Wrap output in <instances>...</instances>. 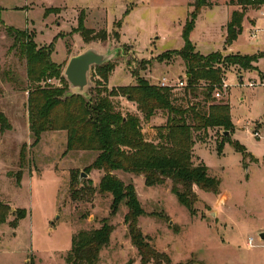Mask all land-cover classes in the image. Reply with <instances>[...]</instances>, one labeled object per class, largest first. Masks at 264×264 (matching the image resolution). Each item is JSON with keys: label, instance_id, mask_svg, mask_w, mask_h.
Listing matches in <instances>:
<instances>
[{"label": "rangeland", "instance_id": "obj_1", "mask_svg": "<svg viewBox=\"0 0 264 264\" xmlns=\"http://www.w3.org/2000/svg\"><path fill=\"white\" fill-rule=\"evenodd\" d=\"M188 2L0 0V110L9 122L4 129L0 124V199L12 209L7 222L0 224V264H24L30 258L40 264H67L65 257L73 235L101 227L106 220L115 230L96 264H140L124 220L128 208L122 204L113 215V196L97 189L103 171L92 170L83 176L79 195L71 190L73 175L84 172L97 152L66 151L67 133L63 130L44 132L40 142L32 145L26 60L7 28L26 31L39 46L53 43L51 58L64 71L70 58L88 47L114 51L109 61L117 65L107 80L110 88L134 84L133 71H138L152 83L166 78L182 90L184 86L177 84L186 80L187 70L175 50L185 44L183 30L193 9ZM213 2L199 14L190 36L203 54L213 52L222 40L221 33L226 34L227 16L239 8L230 0ZM80 14L85 15L87 28L105 30L108 38L84 41L76 29ZM245 16L246 24L237 37L240 51L236 53L264 51V4L249 7ZM115 21H121L119 40L113 34ZM256 28L257 36L252 37ZM223 40L225 43V37ZM255 65L254 69L224 66L227 87L220 97H214L231 106L232 141L242 143L258 162L250 156L244 158L232 141H225L219 149L225 139L223 129L211 128L194 149L209 175L219 181L218 193L197 188L199 200L194 214L172 193L170 180L147 186L143 175L116 172L125 182L134 183L145 211L139 225L151 245L168 255L172 264H264V240L259 232L264 228V57ZM97 79L100 76L91 68L86 93ZM51 82L60 85L58 79ZM69 90L72 92L70 82ZM165 122L166 115L160 114L144 123L146 136L153 139L155 126ZM19 170L23 172L20 185L16 178ZM19 208H26L27 216L12 228L10 222Z\"/></svg>", "mask_w": 264, "mask_h": 264}, {"label": "trees", "instance_id": "obj_2", "mask_svg": "<svg viewBox=\"0 0 264 264\" xmlns=\"http://www.w3.org/2000/svg\"><path fill=\"white\" fill-rule=\"evenodd\" d=\"M213 0H189L193 9L186 20L183 37L185 44L175 50L186 67V85L182 90L150 82L133 71L134 84L108 87L107 80L113 72L115 62L107 61L95 65L100 79L95 81L89 93L70 92L68 79L60 64L52 60L53 43L39 46L34 36L13 27L7 28L14 38V45L26 60L28 78L29 128L33 137L32 145H37L44 132L63 130L67 133L66 151H94L96 158L85 167V173L92 170L103 171L98 184L101 193L113 196L111 213L118 212L125 204L128 208L124 220L132 244L137 248L140 264H172L168 255L159 252L151 245L139 225V218L145 211L138 198L134 183L125 182L116 172L143 175L147 186L171 181V191L178 201L191 213L199 200L197 188L218 193L219 181L209 175L208 167L195 154V145L207 138L211 128L223 129L224 141H232L230 134L234 124L229 102L218 101L214 97L217 90H225L223 80L224 66H239L243 69L256 68L255 62L264 57V51L254 54L228 53L217 50L203 54L197 50L190 36L199 14L205 7L213 6ZM239 8L234 9L226 26L225 45H231L242 31L243 21L249 7H258L264 0H230ZM85 15L80 14L77 31L83 40H106L107 31L94 32L85 26ZM115 39L121 37V21H115ZM58 79L60 85L48 81ZM44 82V83H43ZM132 104L135 108L125 107ZM160 114L166 115V122L157 125L155 137L148 138L143 124L149 123ZM0 124L7 128L9 122L0 110ZM234 147L244 158L253 155L238 140L232 141ZM82 173V172H81ZM81 173L73 175L71 190L79 195ZM22 170L17 172L18 185L21 184ZM81 190V189H80ZM12 211L9 203L0 199V224L6 223ZM10 222L17 228L20 220L27 216L26 208L15 211ZM115 226L107 220L101 227L81 230L73 235L72 246L65 257L67 264H96L100 252L109 245ZM24 264H40L30 258Z\"/></svg>", "mask_w": 264, "mask_h": 264}, {"label": "water", "instance_id": "obj_3", "mask_svg": "<svg viewBox=\"0 0 264 264\" xmlns=\"http://www.w3.org/2000/svg\"><path fill=\"white\" fill-rule=\"evenodd\" d=\"M115 55L114 51L107 50L101 52L96 47H88L82 52L72 56L65 68L64 75L70 82V87L73 93L85 94L86 86L89 83L88 73L95 65H101ZM186 77L189 75L186 74ZM226 136L230 134L229 131L224 132ZM88 174L82 172L80 178L86 177ZM260 237L264 240V232L260 233Z\"/></svg>", "mask_w": 264, "mask_h": 264}, {"label": "crops", "instance_id": "obj_4", "mask_svg": "<svg viewBox=\"0 0 264 264\" xmlns=\"http://www.w3.org/2000/svg\"><path fill=\"white\" fill-rule=\"evenodd\" d=\"M236 9H237V8H236ZM204 11H206V10H204ZM204 11H202V13H201L200 15H202V14L204 13ZM231 14H232V12L227 16V19H226L224 25H227V23H228L229 20L231 19ZM246 18H247V16H245V18H244V21H243V25H242V27H244V25L246 24ZM255 20H256V18H254V23H255ZM251 24H253V23H251V22L249 21V25H251ZM224 25H223V26H224ZM242 29H243V28H242ZM257 30H258V28L253 29L252 33L255 32L256 34L253 36L252 33H251V36H252V37L257 36ZM224 37H225V34L222 32V33H221V39H222V40H220L218 44H215V47H214L213 51L222 50V49H223V50H226L227 52H230V53H236V52H239V51H240V49H239V44L237 43V42H238V41H237L238 38H237L236 40H234V42H233L231 45L226 46L225 43H224V40H223ZM197 48H198V47H197ZM259 49H261V48H259ZM198 50H199V49H198ZM231 114H232V113H231ZM257 158H258V157H257ZM259 232L263 233V232H264V228H260V229H259Z\"/></svg>", "mask_w": 264, "mask_h": 264}, {"label": "built area", "instance_id": "obj_5", "mask_svg": "<svg viewBox=\"0 0 264 264\" xmlns=\"http://www.w3.org/2000/svg\"><path fill=\"white\" fill-rule=\"evenodd\" d=\"M256 33L255 32H253L252 33V35L254 36ZM167 79L166 78H163V80H162V82H160V84L161 85H166V86H173V84H170V83H168V81H166ZM49 81H51V79H49ZM177 85H179V86H185L186 85V80H180L179 82H178V84ZM251 85H254L253 83H251ZM223 87L226 89V87H227V83H225V79L223 80ZM221 91L220 90H217V91H215V95L217 96V97H220L221 96ZM255 135H257V136H259V133L256 131L255 132ZM253 239L252 238H250L249 239V242L251 243V241H252ZM261 245H264V244H261Z\"/></svg>", "mask_w": 264, "mask_h": 264}]
</instances>
